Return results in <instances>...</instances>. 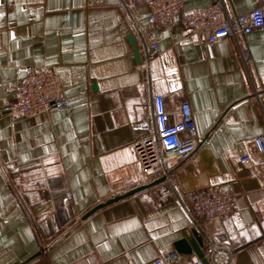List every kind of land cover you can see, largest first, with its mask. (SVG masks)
<instances>
[{
	"label": "crops",
	"instance_id": "0c3cea01",
	"mask_svg": "<svg viewBox=\"0 0 264 264\" xmlns=\"http://www.w3.org/2000/svg\"><path fill=\"white\" fill-rule=\"evenodd\" d=\"M122 1L0 0V264H147L176 252L192 228L201 258L210 260L212 242L234 250L231 264H264V153L253 142L264 133V29L208 43L183 15L214 0H187L168 27L149 19L150 0ZM223 2L245 13L260 0ZM152 42L160 53L147 67ZM31 65L55 72L67 108L4 110ZM152 95L169 111L188 101L198 129L196 151L176 163V194H162L164 178L83 218L155 180L133 147L147 131L131 125L132 102ZM213 186L230 191L233 210L196 226L186 208L195 190ZM178 254L172 264L200 259Z\"/></svg>",
	"mask_w": 264,
	"mask_h": 264
},
{
	"label": "built area",
	"instance_id": "2783aa9c",
	"mask_svg": "<svg viewBox=\"0 0 264 264\" xmlns=\"http://www.w3.org/2000/svg\"><path fill=\"white\" fill-rule=\"evenodd\" d=\"M102 0H89L94 3ZM121 3L122 0H105ZM187 0H150L149 19L170 26L173 20L184 10ZM183 23L191 35L202 37L213 43L226 37H237L257 29H264V0L251 11L245 13H229L223 0H214L202 7L185 12ZM146 63L149 67L152 58L160 53L157 42L146 44ZM244 59L249 58V51L240 48ZM62 86L55 72L37 65L26 67L14 98L4 106L11 115L34 117L41 114H53L67 108L68 103ZM131 125L136 129L146 130V134L133 143L136 156L148 179L164 177L168 187L163 195H174L176 189L173 179L175 166L193 154L200 142L197 125L191 105L184 100L177 111H169L165 106L163 95H152L149 103L136 99L132 102ZM255 148L264 153V133L253 138ZM241 161L251 167L249 154H243ZM252 173V176H257ZM260 176L264 179V162ZM71 197V193H67ZM233 210L232 195L223 187H208L193 192V204L186 211L191 221L200 226L202 220H213L230 214ZM210 260L205 263L201 259L189 264H231L234 250L225 246H217L210 242ZM182 257L177 252L160 255L147 264H172ZM185 259V258H184Z\"/></svg>",
	"mask_w": 264,
	"mask_h": 264
},
{
	"label": "water",
	"instance_id": "95a60500",
	"mask_svg": "<svg viewBox=\"0 0 264 264\" xmlns=\"http://www.w3.org/2000/svg\"><path fill=\"white\" fill-rule=\"evenodd\" d=\"M131 42L133 43V45L135 46V53L136 55H138V48L136 45V37L135 35H130L129 36ZM164 180V177H160L155 179L154 181L147 183L145 185H140L138 187H135L123 194L120 195H116L112 198L107 199L104 202H101L99 204H97L96 206H94L93 208H91L87 213H85V215L83 216V218H87L89 215H91L92 213H94L95 211H97L98 209L107 206L111 203H114L118 200H121L125 197H129L147 187H150L158 182H161ZM204 246V241H203V237L200 234L199 230L197 228H192L191 229V235H189L188 237L182 238L180 239L177 243H176V252L177 253H185V254H190L192 252L197 253V255L200 257L201 260H203L205 263H207L208 261L206 259L201 258L203 256V248Z\"/></svg>",
	"mask_w": 264,
	"mask_h": 264
}]
</instances>
